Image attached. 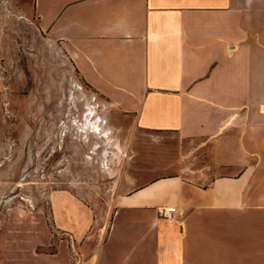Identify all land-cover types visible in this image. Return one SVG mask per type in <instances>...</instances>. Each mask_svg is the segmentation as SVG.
<instances>
[{"label": "crops", "instance_id": "1", "mask_svg": "<svg viewBox=\"0 0 264 264\" xmlns=\"http://www.w3.org/2000/svg\"><path fill=\"white\" fill-rule=\"evenodd\" d=\"M4 3L60 41L135 130L197 149L120 194L90 248L86 204L55 194L53 224L68 237L54 264H72L70 242L80 264H264V0Z\"/></svg>", "mask_w": 264, "mask_h": 264}, {"label": "rangeland", "instance_id": "2", "mask_svg": "<svg viewBox=\"0 0 264 264\" xmlns=\"http://www.w3.org/2000/svg\"><path fill=\"white\" fill-rule=\"evenodd\" d=\"M87 99L96 105L89 117L100 129L84 132ZM188 153L196 147L178 136L135 130L120 118L82 80L60 41L0 0V264H54L68 237L53 224L52 200L60 190L86 204L91 220L80 246L95 244L120 194L178 167ZM70 253L72 264H80L72 242Z\"/></svg>", "mask_w": 264, "mask_h": 264}, {"label": "bare ground", "instance_id": "3", "mask_svg": "<svg viewBox=\"0 0 264 264\" xmlns=\"http://www.w3.org/2000/svg\"><path fill=\"white\" fill-rule=\"evenodd\" d=\"M88 100V99H87ZM87 104H88V106H87V108H88V114H86V116H85V122H83L82 123V125L80 126V128L82 129V130H84V132L85 131H87L88 129H98L99 127H100V124L98 123L99 121H98V119H96V121H94L92 118H90L91 116L89 115L91 112H93L94 110H95V107H96V105L94 104V105H92L91 103H90V101L88 100L87 101ZM90 116V117H89ZM78 128H79V126H78ZM100 129V128H99ZM102 129V128H101ZM91 132V131H90ZM86 134V133H85ZM101 134V133H100ZM111 140H112V138H111ZM104 144H106V143H104ZM100 146V145H99ZM96 147V146H95ZM112 148V147H111ZM104 151H106V150H104ZM109 152V151H108ZM111 154V153H110ZM108 156V155H107Z\"/></svg>", "mask_w": 264, "mask_h": 264}, {"label": "built area", "instance_id": "4", "mask_svg": "<svg viewBox=\"0 0 264 264\" xmlns=\"http://www.w3.org/2000/svg\"><path fill=\"white\" fill-rule=\"evenodd\" d=\"M175 209H176L175 206L161 207L158 209V213L162 217H171Z\"/></svg>", "mask_w": 264, "mask_h": 264}]
</instances>
